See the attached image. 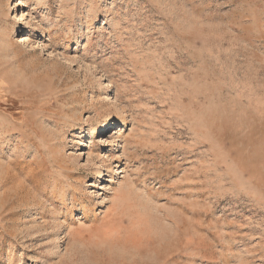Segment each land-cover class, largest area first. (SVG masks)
Wrapping results in <instances>:
<instances>
[{
	"label": "rangeland",
	"instance_id": "374dc122",
	"mask_svg": "<svg viewBox=\"0 0 264 264\" xmlns=\"http://www.w3.org/2000/svg\"><path fill=\"white\" fill-rule=\"evenodd\" d=\"M0 264H264V0H0Z\"/></svg>",
	"mask_w": 264,
	"mask_h": 264
},
{
	"label": "bare ground",
	"instance_id": "6f19581e",
	"mask_svg": "<svg viewBox=\"0 0 264 264\" xmlns=\"http://www.w3.org/2000/svg\"><path fill=\"white\" fill-rule=\"evenodd\" d=\"M21 38H22V37H21ZM108 127H109V126H108ZM108 127L105 126V125H103V126L100 127V131H101V132H105L106 130H108Z\"/></svg>",
	"mask_w": 264,
	"mask_h": 264
}]
</instances>
